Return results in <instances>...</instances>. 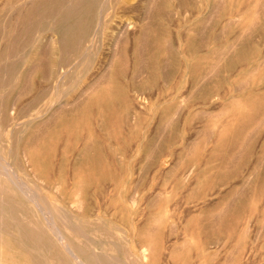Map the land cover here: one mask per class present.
I'll return each mask as SVG.
<instances>
[{
	"label": "rangeland",
	"instance_id": "rangeland-1",
	"mask_svg": "<svg viewBox=\"0 0 264 264\" xmlns=\"http://www.w3.org/2000/svg\"><path fill=\"white\" fill-rule=\"evenodd\" d=\"M109 1L0 0L1 170L82 261L264 264V0ZM25 198L0 264H76Z\"/></svg>",
	"mask_w": 264,
	"mask_h": 264
},
{
	"label": "bare ground",
	"instance_id": "bare-ground-1",
	"mask_svg": "<svg viewBox=\"0 0 264 264\" xmlns=\"http://www.w3.org/2000/svg\"><path fill=\"white\" fill-rule=\"evenodd\" d=\"M97 0H95V2H96ZM106 1V0H105ZM107 1H109V0H107ZM97 3L98 2H96V5H97ZM106 3V2H105ZM105 3H103V4H105ZM108 4H110V1H109V3ZM103 6H106V4L105 5H103ZM102 6V7H103ZM108 6V5H107ZM106 6V7H107ZM74 6H72V8H73ZM105 7V8H106ZM88 8H90V7H88ZM104 8V9H105ZM49 9V8H48ZM74 9V8H73ZM107 9V8H106ZM111 9V8H110ZM96 10V9H95ZM103 10V9H102ZM109 10V9H108ZM79 11V10H78ZM112 11V9L110 10V12ZM48 12V11H47ZM71 12L72 13H74V10H69L68 11V13L67 14H69V15H71ZM105 12H107V11H105V10H103V12H102V14L104 13L105 14ZM109 12V13H110ZM43 13V12H42ZM45 13V12H44ZM100 14V13H99ZM103 14V15H104ZM11 15V14H10ZM52 15V14H51ZM106 15V14H105ZM81 18V17H80ZM105 19V18H104ZM106 19H107V17H106ZM81 21H83L82 20V18L80 19ZM100 20H102V18L100 17ZM108 20H110V19H107V21ZM65 22V21H64ZM99 22V21H98ZM102 23V22H101ZM100 23V24H101ZM6 24V23H5ZM4 24V25H5ZM44 24V23H43ZM41 25H42V23H41ZM19 26V25H18ZM98 26V25H97ZM102 26V25H101ZM106 26V25H105ZM19 28V27H18ZM100 28V27H99ZM106 28V27H105ZM45 29H46V27H45ZM54 29V28H53ZM101 29V28H100ZM103 29H104V27H103ZM131 29V28H130ZM55 30V29H54ZM2 31V30H1ZM97 31H98V27H97ZM96 31V32H97ZM102 31H104V30H102ZM50 32H51V30H50ZM43 33V32H42ZM49 33V32H48ZM71 34V33H70ZM96 34V33H95ZM51 36V35H50ZM100 36V35H99ZM6 37V36H5ZM52 37V36H51ZM54 37V36H53ZM57 38V37H56ZM79 38V37H78ZM102 38V37H101ZM14 39V38H13ZM23 39V38H22ZM50 40V39H49ZM17 41V40H16ZM57 41V40H56ZM92 42H94V41H92ZM13 43V42H12ZM59 44V43H58ZM21 45H24V44H21ZM14 46V45H13ZM62 46V45H61ZM94 46V45H93ZM1 47V46H0ZM87 49V48H86ZM84 50V49H83ZM29 51V50H28ZM87 51V50H86ZM94 51V50H93ZM89 52V51H88ZM34 53V52H33ZM27 54V53H26ZM25 54V55H26ZM29 54V53H28ZM41 54V53H40ZM39 54V55H40ZM84 55H88L87 54V52L84 54ZM24 56V55H23ZM89 56H91V54L89 55ZM32 58V57H31ZM80 61V60H79ZM35 62H37V61H35ZM66 64V63H65ZM65 67V66H64ZM33 68V67H32ZM59 69V68H58ZM63 69V68H62ZM12 70V69H11ZM70 71H71V69H70ZM61 75V74H60ZM19 78V77H18ZM64 78V77H63ZM76 79H78V78H76ZM80 79V78H79ZM78 79V80H79ZM66 80H68V79H66ZM59 81H61V80H59ZM58 81V82H59ZM80 81H78L77 83H79ZM10 83V82H9ZM63 83H65L64 81H63ZM70 84V83H69ZM63 86H64V84H63ZM73 87H74V85H73ZM75 87H76V85H75ZM8 88V87H7ZM64 87H62V89H63ZM68 89H70V88H68ZM72 89L73 88H71V91H72ZM60 90V89H59ZM72 93V92H71ZM54 94H58V91H56V93H53V95ZM52 95V96H53ZM66 95V94H65ZM64 95V96H65ZM64 96H62L63 98H64ZM54 97V96H53ZM56 97V96H55ZM54 97V98H55ZM52 98V97H51ZM50 98V99H51ZM56 99V98H55ZM58 99V98H57ZM62 100V99H61ZM60 100V101H61ZM55 101H57V100H55ZM63 101H64V99H63ZM12 103H13V101H12ZM61 104H62V102H61ZM57 104L55 103V106H56ZM67 105V104H66ZM60 107H62V105L60 106ZM57 108H59V107H57ZM61 110V109H60ZM60 112V111H59ZM52 113H53V111H52ZM40 115V114H39ZM45 115H46V113H45ZM44 115V116H45ZM50 117H51V115H49ZM48 116V117H49ZM41 117H43V116H41ZM45 118V117H44ZM32 121V120H31ZM36 121H37V119H36ZM30 122V121H29ZM35 125V124H34ZM26 127V126H25ZM35 127V126H34ZM33 129V128H32ZM25 130V129H24ZM12 134H13V131H12ZM21 136V135H20ZM15 137V136H14ZM11 138V137H10ZM22 138V137H21ZM19 139H20V137H19ZM18 139V140H19ZM19 142V141H18ZM16 143V142H15ZM14 143V144H15ZM12 144V143H11ZM13 145V144H12ZM19 145V144H18ZM36 146V145H35ZM9 147V146H8ZM14 147V146H13ZM10 151H11V149H12V146L11 147H9L8 148ZM1 150V149H0ZM9 150L7 151V152H9ZM15 150V149H14ZM13 151V150H12ZM14 152H16V151H14ZM30 152V151H29ZM11 153V152H10ZM9 153V154H10ZM13 153V152H12ZM2 154H3V152H2ZM22 154V153H21ZM24 154V153H23ZM11 155V154H10ZM19 155V154H18ZM1 156V155H0ZM4 157V156H3ZM11 157V156H10ZM23 157H28V156H23ZM1 159H2V157L0 158V177L1 178H3V179H5V181L7 180V181H9V182H11L12 184H13V186L18 190V191H20L21 192V194H23L26 198H29V200H30V198L31 197H33V199H34V202L36 203V205L41 209V212L43 213H41L42 215H44V217L43 218H45V219H48L45 223H46V225H48V228L49 227H51L52 228V230H54L55 232H54V235H56L55 237L57 238V240H58V242H60V246H61V249L66 253V254H68V256L74 261V263H76V264H91V263H88L87 261H82V259L80 258V256H81V253L83 254V253H86L87 252V250L85 251H83V250H81L78 246L76 247L75 245H74V239H71V237L70 236H68L67 234H65L61 229H60V227H58V225H56V220L51 216V215H53V214H49V213H51V211L50 212H48L49 211V209H48V211L46 210V208H42V206H44V205H42L41 206V204H40V201H42L41 200V198H37V193H36V195H35V192L33 191L34 189H29L26 185V182L27 181H31V180H26L24 183L21 181L22 179H19L18 177H16L11 171L9 172L8 171V169H7V171L8 172H5V171H2L1 170V168H3V163H9V161L8 160H10L9 158H7L6 159V157H5V160H6V162H3V163H1ZM26 161V160H25ZM11 162V161H10ZM18 164V163H17ZM27 164H28V162H27ZM31 164H34L33 162L31 163ZM14 166V165H13ZM27 166H29V165H27ZM8 167V166H7ZM6 167V168H7ZM12 167V166H11ZM10 167V168H11ZM16 167V166H15ZM10 168H9V170H10ZM30 170V169H29ZM31 171V170H30ZM17 174V173H16ZM28 174V173H27ZM34 175V174H33ZM22 176V175H21ZM27 176V175H26ZM15 177V178H14ZM30 178V177H29ZM35 178V177H34ZM24 181V180H23ZM34 184V183H33ZM32 185V184H31ZM37 185V184H36ZM35 185V187H37ZM30 186V185H29ZM33 186V185H32ZM34 187V186H33ZM34 187V188H35ZM36 189V188H35ZM37 189H39V188H37ZM47 191V190H46ZM39 196V195H38ZM45 196V195H44ZM24 198V197H23ZM25 198V199H26ZM32 201V200H31ZM30 201V202H31ZM43 202V201H42ZM51 203H53V202H51ZM27 204H28V201H27ZM43 204H44V202H43ZM49 205V204H48ZM47 205V206H48ZM54 205V204H53ZM53 205H52V208H53ZM36 206V207H37ZM50 206V205H49ZM37 207V208H38ZM49 208V207H48ZM55 208V207H54ZM53 208V209H54ZM52 209V210H53ZM39 210V209H38ZM60 210H62V209H60ZM59 211V210H58ZM55 212V211H54ZM70 218V217H69ZM67 218L68 220H71L72 218ZM61 220H63V219H61ZM68 220L66 221V219H65V221H66V225L65 226H67V228L69 229V226L67 225L68 224ZM77 220H79V219H77ZM82 220V219H81ZM64 220H63V223L65 222ZM77 222V221H76ZM65 224V223H64ZM75 228H76V226H75ZM50 229V228H49ZM71 231H73L72 229H70ZM98 230V229H97ZM24 231H25V233H26V235H28L29 234V230L26 232V229H24ZM51 231V230H50ZM76 231V230H75ZM78 231V233H80V232H82V233H80V234H82L81 236L83 237V234L85 233H83V231L81 230L80 232H79V230H77ZM74 232V231H73ZM107 232V231H106ZM89 233V232H88ZM87 233V234H88ZM94 233V232H93ZM97 233V232H96ZM19 234L21 235V237L23 238V235H24V232H22V231H20L19 232ZM34 234L37 236V232H34ZM39 234V233H38ZM74 234H77L76 232H74ZM86 234V233H85ZM84 234V236H86ZM90 234V233H89ZM101 234H102V232H101ZM99 235V234H98ZM77 236V235H76ZM80 235H78V237H79ZM89 237H90V235H89ZM94 237V236H93ZM81 238V237H80ZM84 238V237H83ZM82 238V240H84ZM92 238V237H91ZM42 239V238H41ZM104 239V238H103ZM35 240V244H34V246H33V252H34V255H35V260L37 261V263H38V259H41V260H43L44 262V264H52V261H51V259H50V257H48V256H45L42 252H41V250L39 249V246H40V243H39V240H37V239H34ZM50 240V239H49ZM73 240V241H72ZM96 241V240H95ZM76 242V241H75ZM86 242V241H85ZM78 243V242H77ZM93 244H94V242H92ZM49 244V243H48ZM92 244V245H93ZM114 244V243H113ZM82 245V244H81ZM85 245V244H84ZM83 245V246H84ZM101 245V244H100ZM102 246H103V244H102ZM54 247V246H53ZM93 247H96V244L93 246ZM104 248V247H103ZM148 248H149V246L148 247H145V249H144V247H143V249L144 250H141L140 252V255H141V258H143V260H144V262L146 261V257L149 255V254H147V252L149 253L150 252V250L148 251ZM89 249H91V247L89 248ZM150 249V248H149ZM92 250V249H91ZM94 252V251H93ZM96 252H98V251H96ZM106 252V251H105ZM100 253V252H99ZM94 254H96V253H94ZM139 254V253H138ZM93 255V254H92ZM91 255V256H92ZM97 255V254H96ZM96 255H94V256H96ZM100 255V254H99ZM99 255H98V258H99ZM102 256H103V254H101ZM107 255L108 256H110L108 253H107ZM106 255V256H107ZM64 256V255H63ZM89 256V255H88ZM87 256V257H88ZM32 257V256H31ZM90 258V257H89ZM92 258V257H91ZM96 258V257H95ZM94 258V259H95ZM106 259H107V257H105ZM109 258H111V257H109ZM112 258H116V257H112ZM86 259V258H85ZM100 260H101V258H99ZM98 259V261L99 262H102V261H100ZM117 259V258H116ZM116 259H111L110 261L112 262V260H114L115 262L117 261ZM87 260V259H86ZM119 260H121V259H119L118 258V261H117V263L119 264L120 263V261ZM27 261V260H26ZM95 261H97V260H95ZM107 261H108V263L109 264H112L108 259H107ZM114 261H113V263H114ZM122 261V260H121ZM124 262V261H123ZM126 262V261H125ZM26 263V262H25ZM35 263V262H34ZM33 263V264H34ZM116 263V264H117ZM122 263V262H121ZM92 264H94V263H92ZM97 264V263H96ZM99 264H101V263H99ZM103 264V263H102ZM105 264V263H104Z\"/></svg>",
	"mask_w": 264,
	"mask_h": 264
}]
</instances>
